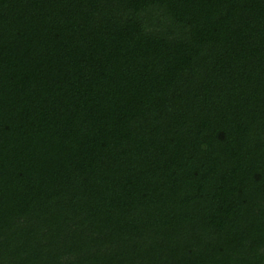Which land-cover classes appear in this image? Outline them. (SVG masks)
<instances>
[{"label":"trees","instance_id":"trees-1","mask_svg":"<svg viewBox=\"0 0 264 264\" xmlns=\"http://www.w3.org/2000/svg\"><path fill=\"white\" fill-rule=\"evenodd\" d=\"M0 264H264V0H0Z\"/></svg>","mask_w":264,"mask_h":264}]
</instances>
